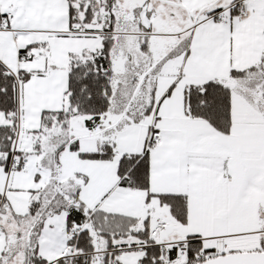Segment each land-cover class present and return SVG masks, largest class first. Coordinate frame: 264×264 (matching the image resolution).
Returning a JSON list of instances; mask_svg holds the SVG:
<instances>
[{
	"label": "snow or ice",
	"instance_id": "1",
	"mask_svg": "<svg viewBox=\"0 0 264 264\" xmlns=\"http://www.w3.org/2000/svg\"><path fill=\"white\" fill-rule=\"evenodd\" d=\"M0 264H264V0H0Z\"/></svg>",
	"mask_w": 264,
	"mask_h": 264
}]
</instances>
